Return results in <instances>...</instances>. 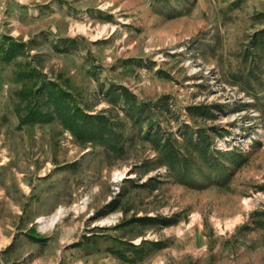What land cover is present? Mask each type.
Returning a JSON list of instances; mask_svg holds the SVG:
<instances>
[{
    "label": "rangeland",
    "instance_id": "rangeland-1",
    "mask_svg": "<svg viewBox=\"0 0 264 264\" xmlns=\"http://www.w3.org/2000/svg\"><path fill=\"white\" fill-rule=\"evenodd\" d=\"M0 264H264V0H0Z\"/></svg>",
    "mask_w": 264,
    "mask_h": 264
},
{
    "label": "trees",
    "instance_id": "trees-1",
    "mask_svg": "<svg viewBox=\"0 0 264 264\" xmlns=\"http://www.w3.org/2000/svg\"><path fill=\"white\" fill-rule=\"evenodd\" d=\"M123 91L125 92V89ZM39 94L40 96L33 99V108L26 112V116L22 120L24 123H48L58 119L63 127L82 141L94 142L99 140L109 143V146L110 141L116 142L115 134L110 132L111 127L107 130V137L110 139L105 137L106 125L102 120V116L84 113L72 99L69 92L58 88L52 83H46L41 87ZM131 108L134 109V106ZM163 149L169 166L183 165L171 143L165 144ZM149 220L153 221V219ZM169 222V220L166 221V223Z\"/></svg>",
    "mask_w": 264,
    "mask_h": 264
},
{
    "label": "bare ground",
    "instance_id": "bare-ground-1",
    "mask_svg": "<svg viewBox=\"0 0 264 264\" xmlns=\"http://www.w3.org/2000/svg\"><path fill=\"white\" fill-rule=\"evenodd\" d=\"M74 29H76L77 31H84L85 30V28L82 25H75ZM100 34H101L100 32H97L96 36H98ZM96 36H94V37H96ZM58 214H60V213H58ZM55 218H56V216L54 215L53 218L51 219V221L53 222L55 220Z\"/></svg>",
    "mask_w": 264,
    "mask_h": 264
}]
</instances>
